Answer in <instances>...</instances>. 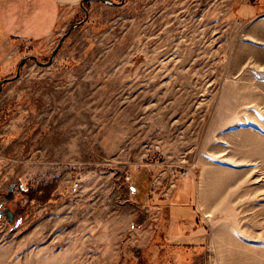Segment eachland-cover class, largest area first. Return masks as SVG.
I'll return each instance as SVG.
<instances>
[{
	"label": "rangeland",
	"instance_id": "obj_1",
	"mask_svg": "<svg viewBox=\"0 0 264 264\" xmlns=\"http://www.w3.org/2000/svg\"><path fill=\"white\" fill-rule=\"evenodd\" d=\"M85 8L0 92V264H264V0Z\"/></svg>",
	"mask_w": 264,
	"mask_h": 264
},
{
	"label": "crops",
	"instance_id": "obj_2",
	"mask_svg": "<svg viewBox=\"0 0 264 264\" xmlns=\"http://www.w3.org/2000/svg\"><path fill=\"white\" fill-rule=\"evenodd\" d=\"M80 1L0 0V79L23 45L56 36L60 24L75 14Z\"/></svg>",
	"mask_w": 264,
	"mask_h": 264
},
{
	"label": "water",
	"instance_id": "obj_3",
	"mask_svg": "<svg viewBox=\"0 0 264 264\" xmlns=\"http://www.w3.org/2000/svg\"><path fill=\"white\" fill-rule=\"evenodd\" d=\"M91 2H97V3H103V4H107V5H114V6H122L125 3V0H121L120 2L116 3L112 0H82L79 3L80 8L82 9V11L84 12V19L76 24L71 25L67 31L62 35V37L59 39V42L57 44V46L55 47V49L52 51L49 59L47 62H40L35 56H28L25 57L23 59H21V61L19 62L17 68H16V72L15 75L12 78H7V79H3L0 83V92L2 91L3 85L5 83L8 82H12L14 80H16L21 73V69L24 66L25 63L29 62V61H33L36 65H39L41 67H48L50 66L53 61H54V57L56 55V53L58 52V50L60 49V47L62 46L64 40L69 36V34L78 26L82 25L87 19H88V10L85 8V4L86 3H91Z\"/></svg>",
	"mask_w": 264,
	"mask_h": 264
}]
</instances>
